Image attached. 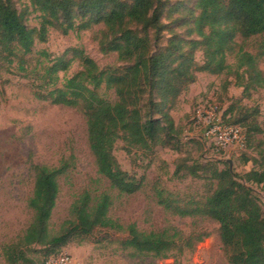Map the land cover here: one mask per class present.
I'll use <instances>...</instances> for the list:
<instances>
[{"label":"trees","instance_id":"trees-1","mask_svg":"<svg viewBox=\"0 0 264 264\" xmlns=\"http://www.w3.org/2000/svg\"><path fill=\"white\" fill-rule=\"evenodd\" d=\"M31 2L42 16L39 28L27 25L14 0H0L3 65L17 62L22 71H27L26 57L34 53L37 41L47 42L51 27L68 34L102 25V53L117 54L123 66L101 69L84 50L76 48L52 60L40 52L47 63L41 65L42 73L35 74L40 84L34 95L52 105L82 112L90 150L109 190H85L79 194L70 207V220L58 234H52L50 221L61 192L60 180L74 168L75 161L71 157L54 167L32 165L35 182L28 200L32 219L19 240L5 247L7 263L47 264L69 244H81L101 234L133 256L161 260L193 250L204 240L201 234L186 235L176 228L146 232L135 223L124 225L111 216V191L121 196L135 195L144 187V178L123 170L115 155L116 144L123 141L128 153H151L158 146L181 152V130L171 113L180 96L197 82L198 73L226 76V87L242 88L248 98L252 91L264 89V72L260 68L264 43L258 55L244 45L264 36V0H195L192 8L185 11L187 16L175 18L172 24L164 23L167 8L162 0ZM175 10L179 13V6ZM183 27L184 34L176 32ZM198 52L203 56L201 65L196 62ZM69 54L73 58L69 59ZM230 58L234 63L229 62ZM77 59L82 69L61 83L60 74H67ZM102 88L113 90L117 100L104 98ZM239 108L230 106L224 123L239 126L250 147L252 139L262 133L260 111ZM243 161L249 163L251 159ZM219 165L218 161L178 165L174 175L208 182L206 195L183 200L165 188H156L157 203L175 216L208 218L218 223L230 264H264V211L251 186L264 184V171L253 169L240 175L228 162L222 169ZM33 254L45 260H37Z\"/></svg>","mask_w":264,"mask_h":264},{"label":"rangeland","instance_id":"rangeland-1","mask_svg":"<svg viewBox=\"0 0 264 264\" xmlns=\"http://www.w3.org/2000/svg\"><path fill=\"white\" fill-rule=\"evenodd\" d=\"M162 1L167 8L165 24H172L175 18L187 16L185 11L195 3V0ZM14 2L25 15L27 25L39 28L42 16L31 0ZM176 6H179V13L175 10ZM103 30V26L99 25L87 31L76 30L64 34L59 28L51 27L47 42L37 41L34 53L26 57L27 71H22L17 62L11 65L0 62V264H8L4 256L5 247L19 240L32 219V212L28 208L35 182L32 165L54 167L71 157L75 161L74 168L60 180L61 192L50 221L52 234H58L70 220V207L79 194L85 190H109V183L99 175L90 150L87 121L82 112L71 107L52 105L38 100L34 95L40 84L35 74L42 73L41 65L47 63L46 57L40 52H45L52 60L76 48L84 50L101 69L122 67L117 54L102 53L100 38ZM185 31L186 27L176 29L180 34ZM166 38L168 34L161 45H166ZM238 42L244 43L241 38ZM263 43L264 36H258L244 45L247 51L258 55L262 52ZM68 58H73V55L69 54ZM196 62L203 64L201 52L196 54ZM229 62L234 63V59L230 58ZM260 68L264 72V56L260 57ZM81 69L80 60L77 59L67 74H60L61 83ZM197 76V82L180 96L171 113L181 130V152L158 146L151 153L138 150L128 153L123 141L116 144L115 155L123 170L138 179L144 178V187L135 195L121 196L111 191L114 198L111 216L124 225L135 223L141 231L176 228L186 235L201 234L204 240L191 251L158 260L151 256H133L130 251L122 250L101 234L81 244H69L50 258L47 264L51 259L61 256H68L70 264H230L218 223L208 218H182L168 213L157 203L155 191L156 188H165L183 200L204 197L208 182L174 175L176 167L183 163L193 166L218 161L222 169L225 162L231 161L232 168L240 175L253 169L264 171V89L252 91L248 98L243 95L242 88L226 87V76L207 73H198ZM100 92L110 101L117 100L113 90L102 88ZM230 106L260 111L258 123L262 133L256 135L245 150L223 149L205 141L202 137L203 127L197 123L199 110L213 108L215 114L224 121L225 111ZM244 158L251 161L245 163ZM251 186L264 211V184ZM33 256L42 262L45 260L35 254Z\"/></svg>","mask_w":264,"mask_h":264},{"label":"built area","instance_id":"built-area-1","mask_svg":"<svg viewBox=\"0 0 264 264\" xmlns=\"http://www.w3.org/2000/svg\"><path fill=\"white\" fill-rule=\"evenodd\" d=\"M223 118L215 114L214 109L204 111L199 110L197 113V123L203 127V139L214 143L216 146L227 149L236 148L239 150L246 149V137L239 126L227 125ZM68 256L51 259L48 264H70Z\"/></svg>","mask_w":264,"mask_h":264},{"label":"water","instance_id":"water-1","mask_svg":"<svg viewBox=\"0 0 264 264\" xmlns=\"http://www.w3.org/2000/svg\"><path fill=\"white\" fill-rule=\"evenodd\" d=\"M230 166H231V168H232V166H233V163L230 161Z\"/></svg>","mask_w":264,"mask_h":264}]
</instances>
